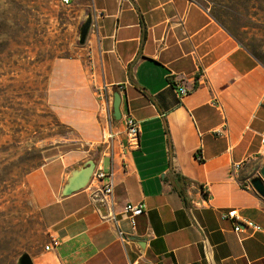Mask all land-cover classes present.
<instances>
[{
    "label": "crops",
    "instance_id": "obj_1",
    "mask_svg": "<svg viewBox=\"0 0 264 264\" xmlns=\"http://www.w3.org/2000/svg\"><path fill=\"white\" fill-rule=\"evenodd\" d=\"M83 7L92 17L89 59L52 64L51 107L82 139L101 143L96 92L106 85L114 98L121 84L120 111L139 122L140 142L127 148L125 125L115 120L113 153L98 143L91 158L112 173L116 222L94 196L99 182L62 195L86 153H44L28 177L44 226L27 252L33 263L264 264V198L250 183L264 164V65L196 0ZM126 203L144 204L135 227L122 215ZM232 210L238 218H228ZM52 238L59 244L46 250Z\"/></svg>",
    "mask_w": 264,
    "mask_h": 264
},
{
    "label": "rangeland",
    "instance_id": "obj_2",
    "mask_svg": "<svg viewBox=\"0 0 264 264\" xmlns=\"http://www.w3.org/2000/svg\"><path fill=\"white\" fill-rule=\"evenodd\" d=\"M196 1L264 65V0ZM77 2L0 0V264H17L43 237L28 177L48 160L44 153L79 150L91 159L100 150V141L61 122L49 101L52 64L89 59L80 27L91 14L81 8L87 0Z\"/></svg>",
    "mask_w": 264,
    "mask_h": 264
},
{
    "label": "built area",
    "instance_id": "obj_3",
    "mask_svg": "<svg viewBox=\"0 0 264 264\" xmlns=\"http://www.w3.org/2000/svg\"><path fill=\"white\" fill-rule=\"evenodd\" d=\"M70 0H62V3L68 4ZM116 91L120 93H124L125 88L123 85L118 84L116 85ZM180 94H185L187 92L186 87L182 86L179 88ZM96 96L99 100V113L104 120V130L102 131V139L101 142L104 145V155H111L114 149V137L115 132L113 131V123L115 121L113 115V94L112 92L107 91V86L103 85L99 88L96 92ZM122 101V96H121ZM120 120L123 121L125 125V133H126V140L125 146L129 149H134L139 147L140 142V125L139 122L131 115V113L124 112L121 114ZM260 154L264 156V132L261 136V146H260ZM93 181L99 182L95 188L94 196L97 192L101 194V203L107 207V214L106 217H109L113 221H117V216L114 213L113 205H114V198H113V189L114 183L112 179V173L107 174L100 165H95L94 172L91 176L89 184L93 183ZM144 204L143 203H126L122 209V215L128 217L130 219L132 227L136 225V217L143 213ZM228 218H238L236 216V211L232 210L228 212ZM238 223H241L238 221ZM236 224L234 227L235 231H239L242 226L240 224ZM244 227H250L255 230H259L260 226L256 225L250 220H243ZM59 244V241L56 238H52L48 245H45L44 248L49 250L50 247H55Z\"/></svg>",
    "mask_w": 264,
    "mask_h": 264
},
{
    "label": "water",
    "instance_id": "obj_4",
    "mask_svg": "<svg viewBox=\"0 0 264 264\" xmlns=\"http://www.w3.org/2000/svg\"><path fill=\"white\" fill-rule=\"evenodd\" d=\"M91 25V17L82 23L80 27V43H83ZM121 96L118 91H116L113 98V115L115 120H119L121 117L120 111ZM95 160L88 159L81 166L71 170L66 183L62 188V195H69L73 192L79 191L85 188L94 172ZM250 183L256 192L264 198V164L260 168L259 175L251 178ZM17 264H34L31 256L27 252L21 253L16 260Z\"/></svg>",
    "mask_w": 264,
    "mask_h": 264
},
{
    "label": "trees",
    "instance_id": "obj_5",
    "mask_svg": "<svg viewBox=\"0 0 264 264\" xmlns=\"http://www.w3.org/2000/svg\"><path fill=\"white\" fill-rule=\"evenodd\" d=\"M231 33V32H230ZM233 35V34H232ZM234 36V35H233ZM249 52L258 59V57L255 55V53H253L252 51L249 50ZM259 60V59H258Z\"/></svg>",
    "mask_w": 264,
    "mask_h": 264
}]
</instances>
